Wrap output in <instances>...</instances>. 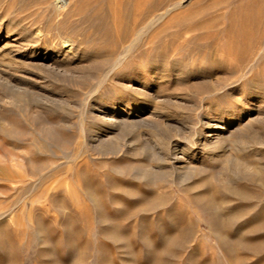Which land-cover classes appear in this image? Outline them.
Here are the masks:
<instances>
[{"label": "rangeland", "instance_id": "rangeland-1", "mask_svg": "<svg viewBox=\"0 0 264 264\" xmlns=\"http://www.w3.org/2000/svg\"><path fill=\"white\" fill-rule=\"evenodd\" d=\"M263 180L264 0H0V264H264Z\"/></svg>", "mask_w": 264, "mask_h": 264}, {"label": "bare ground", "instance_id": "bare-ground-1", "mask_svg": "<svg viewBox=\"0 0 264 264\" xmlns=\"http://www.w3.org/2000/svg\"><path fill=\"white\" fill-rule=\"evenodd\" d=\"M56 3H57V8H61V7H63V6H65L66 5V3H67V0H56ZM28 36V35H27ZM74 44H73V41L71 40V39H64L63 40V42H62V46H61V48H58V51L60 50V51H65V52H67V51H70V52H73V50H74ZM20 48V47H19ZM16 49V48H15ZM18 49V48H17ZM21 49V48H20ZM67 54V53H66ZM72 55V54H71ZM46 60V59H45ZM56 62V61H55ZM53 63V62H52ZM58 65V64H57ZM60 65H61V63H60ZM46 66V65H45ZM54 66V65H53ZM47 67V66H46ZM61 67V66H60ZM59 68V67H58ZM60 69H62V67L60 68ZM65 69V68H64ZM117 104V103H116ZM104 110V109H103ZM133 108H126V109H123V108H115L114 109V111H116V113L114 114V115H112L111 117H110V119L112 120V121H120V120H124V119H126L128 116H131L132 114H135V112H133ZM107 113V112H106ZM246 116V114H243V117H245ZM110 120V121H111ZM216 119H215V117H210V116H208V117H206L205 118V120H204V126H205V130H204V132H203V136L205 137L203 140H200L199 141V145H202V146H204V147H201V146H198L199 148H201V149H203V148H205L204 150H208V151H214L216 148H218L219 149V147H220V145L221 144H218V142L219 141H221V140H223L222 138H221V136H223L222 135V133L224 132H226V130L227 129H229V127L231 126V124L234 122V120L235 119H233V120H229V121H227V122H224V123H222L221 122V124L219 123V122H217V121H215ZM254 133V132H253ZM202 134V133H201ZM225 136V135H224ZM252 136L254 137V138H256L258 141H257V143H263V140L261 139H258L257 137H255L253 134H252ZM220 138H221V140H220ZM251 138V137H250ZM166 141V140H165ZM163 142V141H162ZM223 142V141H222ZM173 145H175L174 146V148H172V146L169 148V152H170V158L172 159V161H173V163H174V167H175V170L177 169V171H183V169L187 166V162H188V159H189V157L190 156H188L189 154L191 155V154H195L196 152H197V150L196 149H194L193 147H190V146H188V147H186V146H182L181 144H179V143H175V144H173ZM223 147V146H222ZM198 148V149H199ZM221 148V147H220ZM224 148V147H223ZM200 149V150H201ZM169 155V154H168ZM225 158H227V157H224V160H225ZM229 159V158H228ZM227 160V159H226ZM229 160H227V162H228ZM226 162V161H225ZM236 168H237V171L239 172V174H241L240 176H242V177H247V176H249V175H251V177L252 176H254V177H256L255 175H258V173H259V169L258 168H252V167H248L247 165H246V163L244 164L243 162H241V161H236ZM199 165V164H198ZM256 167V166H255ZM227 168V167H226ZM260 168V167H259ZM229 170H230V168L229 169H226L224 172H223V174H222V176L224 175V181H225V183H230L229 181H230V173H229ZM181 171V172H182ZM262 171V170H261ZM234 172H236V171H234ZM184 173V172H183ZM222 173V172H221ZM183 177H184V175H182ZM179 177V176H178ZM259 177V176H258ZM253 178V177H252ZM256 179H257V177H256ZM259 179V178H258ZM224 181H223V183H224ZM263 182H264V180H263ZM233 184V183H232ZM249 186V185H248ZM229 187V189L231 190V191H235V192H237L238 193V195H241V196H239V197H244V196H247V194H248V191L246 190V189H242V188H234V187H232V186H228ZM249 188V187H248ZM229 191V190H228ZM251 192V191H250ZM253 193V192H252ZM251 193V194H252ZM250 194V195H251ZM249 195V196H250ZM248 196V197H249ZM238 197V196H237ZM238 197V198H239ZM251 197V196H250ZM245 198V197H244ZM247 198V197H246ZM264 220V219H263ZM258 222H259V220H258ZM258 222H254L255 224L254 225H256V223H258ZM261 222H263L264 223V221H262L261 220ZM252 225V224H251ZM258 225L260 226V224L258 223ZM263 225V224H262ZM261 225V226H262ZM259 226H258V228H259ZM263 227V226H262ZM226 235V234H225ZM255 241V240H254ZM257 241V240H256ZM258 242H259V240H258ZM252 243H253V241H252ZM256 243V242H255ZM247 244V243H246ZM248 246V245H247ZM256 247V246H255Z\"/></svg>", "mask_w": 264, "mask_h": 264}]
</instances>
